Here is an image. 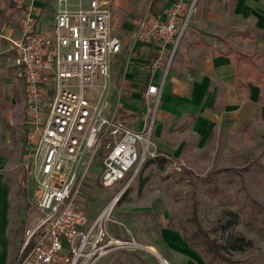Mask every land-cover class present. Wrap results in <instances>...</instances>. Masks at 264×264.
Here are the masks:
<instances>
[{"label":"built area","instance_id":"2783aa9c","mask_svg":"<svg viewBox=\"0 0 264 264\" xmlns=\"http://www.w3.org/2000/svg\"><path fill=\"white\" fill-rule=\"evenodd\" d=\"M111 0H56L50 31L37 33L24 18L21 34L8 50L23 79L24 118L38 217L24 231L15 264H95L114 249L133 241L110 236L107 221L119 196L145 164L158 157L153 143L155 115L163 80L185 36L198 0H178L166 20L147 14L139 21L135 40L169 46L150 65L163 68L160 85L148 83L152 100L141 130L119 118V98L113 101L111 65L121 49L111 33ZM98 160L96 182L111 189L127 178L107 207L89 221L77 206L81 187Z\"/></svg>","mask_w":264,"mask_h":264},{"label":"crops","instance_id":"0c3cea01","mask_svg":"<svg viewBox=\"0 0 264 264\" xmlns=\"http://www.w3.org/2000/svg\"><path fill=\"white\" fill-rule=\"evenodd\" d=\"M177 1H110L111 33L121 44L111 65L112 100L119 98V118L132 130L142 129L152 104L145 96L147 84L160 85L163 79V68L152 71L150 65L158 56L164 63L169 55V46L161 51L157 44L136 41V26L147 14L165 21ZM55 4L56 0H0V264H15L16 249H21L14 203L20 194L10 172L19 171L25 156L31 166L24 83L8 42L20 36L27 14L34 32L50 31ZM243 33L250 38L243 39ZM215 38L241 53L264 54V0L198 1L163 80L152 137L158 156L181 166L205 163L207 156L220 155L234 141L256 137L264 122V88L251 80L238 86L233 60L214 49ZM256 63L264 73V62Z\"/></svg>","mask_w":264,"mask_h":264},{"label":"rangeland","instance_id":"374dc122","mask_svg":"<svg viewBox=\"0 0 264 264\" xmlns=\"http://www.w3.org/2000/svg\"><path fill=\"white\" fill-rule=\"evenodd\" d=\"M213 42L216 51L234 50L218 38ZM256 54L246 55L264 62V54ZM255 135L234 141L220 155L207 156L205 163L181 166L158 156L164 159L162 163L157 160L144 166L119 196L107 221L111 237L133 241L135 246L114 249L95 264H163L162 260L166 264H264V122ZM97 163L93 162L90 178L77 196V206L89 221L107 207L127 180L111 189L99 187ZM10 174L20 194L14 203L22 246L24 231L39 216L26 156L19 171ZM224 211L237 215L230 228H225L229 218L223 216ZM194 214L209 238L224 246L225 261L209 252L203 238L195 235Z\"/></svg>","mask_w":264,"mask_h":264},{"label":"trees","instance_id":"16d2710c","mask_svg":"<svg viewBox=\"0 0 264 264\" xmlns=\"http://www.w3.org/2000/svg\"><path fill=\"white\" fill-rule=\"evenodd\" d=\"M243 39L250 38V35L247 33H243ZM223 54L228 55L232 58L235 70V76L237 78V83L239 87L244 86L243 81L251 80L252 82L259 84L261 88H264V73L258 67L254 57L252 55H246L232 50L230 47H227V50L223 51ZM151 159L146 164L145 167L155 161L159 160V162H163L164 159ZM223 216H227L229 221L226 223L225 228H230L234 224H236V214L232 211H224ZM193 222L196 225V236H201L203 238L204 245L207 250L215 255L217 258L225 261V255L222 252L224 246L218 244L215 240L210 239L205 231H203L197 221L196 215L194 214ZM237 242V240H236ZM236 244V243H235Z\"/></svg>","mask_w":264,"mask_h":264},{"label":"bare ground","instance_id":"6f19581e","mask_svg":"<svg viewBox=\"0 0 264 264\" xmlns=\"http://www.w3.org/2000/svg\"><path fill=\"white\" fill-rule=\"evenodd\" d=\"M162 263H163V264H166V262H165V261H163V260H162Z\"/></svg>","mask_w":264,"mask_h":264}]
</instances>
